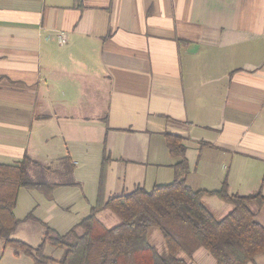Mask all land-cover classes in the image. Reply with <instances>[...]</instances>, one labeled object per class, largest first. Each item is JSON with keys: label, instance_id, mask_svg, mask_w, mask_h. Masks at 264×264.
Here are the masks:
<instances>
[{"label": "crops", "instance_id": "obj_1", "mask_svg": "<svg viewBox=\"0 0 264 264\" xmlns=\"http://www.w3.org/2000/svg\"><path fill=\"white\" fill-rule=\"evenodd\" d=\"M165 133L193 190L264 195V0H0V163L28 155L62 183L35 218L63 234L85 217L103 158L105 199L172 182ZM249 208L264 227V204Z\"/></svg>", "mask_w": 264, "mask_h": 264}, {"label": "trees", "instance_id": "obj_2", "mask_svg": "<svg viewBox=\"0 0 264 264\" xmlns=\"http://www.w3.org/2000/svg\"><path fill=\"white\" fill-rule=\"evenodd\" d=\"M164 136L170 155L182 157L173 165L172 182L156 184L149 190L137 187L105 199L107 159L103 158L95 203L67 232L58 233L35 218L32 212L23 218L39 221L45 227L36 247L11 238L22 222L15 215L19 192L35 190L52 199L62 183L46 179L44 172L49 171V167L28 155L15 163H0V240L28 256L33 264H189L179 254L183 252L191 258L199 248L206 249L217 264H248L255 255L264 253V227L249 208L252 202L264 204V195L261 192L229 194L225 183L216 191L193 190L186 182L189 168L184 158L183 138L172 133ZM31 166L39 167L38 176H31ZM68 185L78 183L72 180ZM204 195L215 196L233 208L217 219L203 204ZM103 210H109L119 222L107 227L98 218ZM152 228H157L165 241V257L148 241ZM46 246L61 250L60 257L46 256ZM15 255L19 254L15 252Z\"/></svg>", "mask_w": 264, "mask_h": 264}, {"label": "rangeland", "instance_id": "obj_3", "mask_svg": "<svg viewBox=\"0 0 264 264\" xmlns=\"http://www.w3.org/2000/svg\"><path fill=\"white\" fill-rule=\"evenodd\" d=\"M31 176H34V174L31 173ZM47 178L50 181L61 180V178L58 177L55 173L48 175ZM28 192L30 191L22 189L18 196L19 199H18L17 207L15 208V215L17 218L21 219L22 222L18 225L15 232L11 235V238L19 239L33 247H36L42 240L45 227L39 221L33 219L23 220V218L30 212L40 217L44 213V208L46 206V203L44 200L45 197L42 196V194L38 193L37 191H32V194H37V195H31L28 194ZM36 204H38V206H36L37 208L33 212V207ZM112 216L116 220L114 224L116 225L119 222V220L114 215ZM103 221L104 218H102V222ZM148 240L150 243L155 245L158 251L166 250L162 235L157 228H152L149 230ZM15 252H17L19 255H15ZM45 255L53 258H59L61 255V250L55 249L51 246H46ZM0 264H33V262L28 256L24 255L22 252L16 250L12 246H5L3 239H1Z\"/></svg>", "mask_w": 264, "mask_h": 264}]
</instances>
